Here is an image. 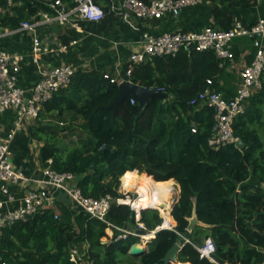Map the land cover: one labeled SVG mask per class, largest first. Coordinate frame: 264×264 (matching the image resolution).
I'll list each match as a JSON object with an SVG mask.
<instances>
[{"label":"trees","instance_id":"1","mask_svg":"<svg viewBox=\"0 0 264 264\" xmlns=\"http://www.w3.org/2000/svg\"><path fill=\"white\" fill-rule=\"evenodd\" d=\"M14 1V15L0 14V31L19 28L22 20L40 10L50 11L41 0ZM64 1L73 5V0ZM95 1L105 10L104 25L120 16L112 9L111 0ZM212 3L206 14L214 23H199L183 30L230 28L238 19L234 7L258 4L256 0ZM86 22L93 23L83 20L80 24ZM128 67L129 61L119 75L78 68L71 83L55 92L36 118L53 119L28 127L30 139L43 142L38 156L41 167L48 166L47 160L52 159L53 168L74 173L77 185L88 197H123L119 187L124 175H135L141 181L174 179L181 189L171 213L177 225L158 230L148 242L147 252L133 255L129 251L141 242L139 236L116 239V230V238L103 240L108 236V223L90 217L60 192L56 209L35 213L4 228L0 256L8 264H72L71 249L88 244L84 248L96 264H166L163 257L183 240L179 260L174 264L264 262V74L261 88L247 101L246 112L234 120V133L244 146L230 144L215 149L209 139L216 110L190 103L209 79L212 85H218V78L227 74L214 50L183 48L174 55L155 56L135 64L130 75ZM112 78L163 88L169 97L152 98L146 109L133 103L132 98H125L115 113L107 108L119 94V83ZM67 115L68 124L57 129L53 120ZM67 129L78 133V140L68 148L59 144L60 131ZM106 217L117 226L137 227L136 212L126 203L115 202ZM192 217L207 227L195 224L190 232ZM141 221L145 232L150 233L163 224L164 218L158 209L147 208L141 212ZM209 236L217 245L215 261L201 257L198 249Z\"/></svg>","mask_w":264,"mask_h":264},{"label":"built area","instance_id":"2","mask_svg":"<svg viewBox=\"0 0 264 264\" xmlns=\"http://www.w3.org/2000/svg\"><path fill=\"white\" fill-rule=\"evenodd\" d=\"M50 7V11L40 10L29 19L22 20L17 29L5 28L0 35L11 34L17 31H28L31 35V49L29 55L15 52L0 47V115L7 110L15 113L14 125L6 136H0V237L6 226L20 220H27L35 213L57 207L58 194L63 192L72 200L75 207L80 208L90 215L109 225L111 232L117 230L116 239H126L129 236H139L141 242L150 241L156 232L162 228H174L163 224L150 233H142L145 229L141 221V212L132 206L136 212V228L121 227L108 221L107 213L116 203H124L121 197L115 198L106 194L100 198L86 196L76 183V176L72 172L59 171L51 166L52 159H48V166L40 167L39 173L29 175L24 169L17 167L13 161L12 142L17 133L26 128L29 121L36 119L44 104L49 101L59 89L68 86L78 68L73 64H60L41 67L40 75L36 82L29 88L19 83L20 73L26 57L39 63L41 56L52 51L49 43L41 36V30L53 23L65 25L73 24L81 29L80 21L101 22L105 18L104 8L95 0H73V5H68L64 0H41ZM204 0H121L120 6L112 4V9L125 18L135 16L142 19L161 18L167 13L179 15L181 11L190 6L198 5ZM258 3L262 0H256ZM14 0L0 2V14L14 15ZM239 36L253 39L256 48L253 60L244 66L241 72V82L233 98H225L213 86L212 79L208 85L195 95L190 103L193 105L208 106L216 110L213 134L209 144L215 149L230 144H237L239 137L234 133V120L244 114L247 109L248 99L262 86L264 74V18L258 19L253 24H246L241 19H236L234 24L227 29L206 26L201 30L178 29L172 32L153 34L145 32L140 49L134 51L129 58L127 74L130 75L134 65L159 56L176 54L181 49L214 50L222 61L232 59L234 52L231 42ZM76 41H73L75 43ZM58 44L67 49L69 45ZM106 77L109 74H105ZM120 78H112L118 81ZM163 89V88H161ZM164 90V89H163ZM132 102L135 101L132 99ZM22 192V195H20ZM56 210L55 217L58 218ZM191 232V230H189ZM115 235V234H114ZM150 238H147L149 237ZM187 242L191 239L184 237ZM140 244V242H138ZM183 245V243H182ZM88 244L83 247L74 246L70 251L72 264H96L88 252ZM201 257L215 261L213 255L217 251L214 239L209 236L201 246H198ZM0 264H8L0 256ZM231 264V263H225ZM255 264H264L255 263Z\"/></svg>","mask_w":264,"mask_h":264},{"label":"crops","instance_id":"3","mask_svg":"<svg viewBox=\"0 0 264 264\" xmlns=\"http://www.w3.org/2000/svg\"><path fill=\"white\" fill-rule=\"evenodd\" d=\"M111 3L118 7L121 0H111ZM212 4V0H204L198 5L184 8L179 15L175 16L167 13L161 18L152 19H142L135 16L125 18L115 11L120 16L107 24L104 25L103 20L96 23L86 22L85 25H81V29L76 28L71 23L65 25L53 23L41 30V36L49 43L52 51L43 54L39 63H35L30 57H26L20 73L19 83L29 88L38 79L41 67L64 63L73 64L77 68L97 69L119 75L125 63L129 61L130 55L140 49L145 32L161 34L185 27H193L199 23H214L212 16L208 18L209 14H206ZM234 8L237 12V18L244 20L246 24L264 18V0L250 8ZM59 41L69 45V47L63 49L58 44ZM73 41L76 42L73 43ZM0 47L29 55L31 35L28 31L0 35ZM231 49L234 52V57L223 61L227 68V74L222 78H218V85H212L216 90L219 88L217 91L227 99L235 96L241 82V72L244 66L253 60L256 52L252 39L247 36L234 38L231 42ZM14 120L15 113L13 110H7L0 115V136H6L10 128L13 127ZM25 130L19 131L12 142L13 161L17 167L24 169L27 174L35 175L39 173L41 163L33 152L35 143H31V139L27 138L24 134ZM262 186L264 187V184ZM20 195H22V192H20ZM201 225L207 227L204 224ZM148 242L141 245L149 248Z\"/></svg>","mask_w":264,"mask_h":264},{"label":"water","instance_id":"4","mask_svg":"<svg viewBox=\"0 0 264 264\" xmlns=\"http://www.w3.org/2000/svg\"><path fill=\"white\" fill-rule=\"evenodd\" d=\"M155 97L160 98V99H167L169 97V93L158 87H147V86H143L138 83H135L131 80L125 79L119 83L118 97L112 104L107 106V108L113 109L115 113H117L119 103L123 101L125 98H132L134 101L140 104L142 109H146L150 100ZM244 144L245 143L243 142V140L239 138L237 145L244 146ZM105 147H109V146H105ZM132 194H133V197H132L133 199H136L137 197H139V194L136 192H132ZM178 201H179V198H177L175 202L173 203L172 211H173L175 204ZM124 203H127V202H124ZM147 208L159 209V208L150 206V207H145V208H142L140 210L138 209V210L142 212V210L147 209ZM197 223L203 224L202 222L198 221L197 218L195 217L190 218L189 230L192 231L194 225ZM140 232L144 234L146 233L145 230H140ZM182 243H183V240L176 242L173 245V247L169 249V251L166 253V255L162 259L166 264L178 262L179 252L182 249ZM147 250H148L147 246H143V245H140L139 243H136L131 247L129 253L133 255H141V254L146 253Z\"/></svg>","mask_w":264,"mask_h":264},{"label":"bare ground","instance_id":"5","mask_svg":"<svg viewBox=\"0 0 264 264\" xmlns=\"http://www.w3.org/2000/svg\"><path fill=\"white\" fill-rule=\"evenodd\" d=\"M175 185L176 182L172 178L167 181L155 182L152 179L139 181L135 175L122 176L123 190L136 192L139 194V197L136 199L128 198L127 203L132 204L139 210L150 206L159 209H163L164 207L170 209L173 203L172 197L174 196L177 189ZM125 200L126 199H124V201ZM164 224L165 226H170L172 224L171 218L169 216ZM147 238H150V236Z\"/></svg>","mask_w":264,"mask_h":264},{"label":"rangeland","instance_id":"6","mask_svg":"<svg viewBox=\"0 0 264 264\" xmlns=\"http://www.w3.org/2000/svg\"><path fill=\"white\" fill-rule=\"evenodd\" d=\"M51 117H46V116H43V117H41V118H39V119H36V120H31V121H29L28 122V124H27V126H26V130H25V132H24V134L27 136V138L29 139L30 138V135H29V132H28V127L30 126V125H32V124H34L35 126H38V125H40V124H43V123H47L48 122V120L50 119ZM51 119H53V118H51ZM53 122H55V125H56V128L57 129H59L60 127H62V126H65V124H68V122H69V117H68V115L66 116V117H62V118H57V120H53ZM62 122H65L64 124H62ZM86 135V134H85ZM59 144L61 145V146H63V147H71L77 140H78V133H76V132H73V133H71L68 129L67 130H63V131H60V133H59ZM31 143H35V145H33V148H34V150H33V152L36 154V156H37V159H39V157H38V155H39V153H40V148H41V146L43 145V142H41V141H39V140H37V139H31ZM42 144V145H39V144ZM138 178V180L139 181H141V179L139 178V177H137ZM154 181V180H153ZM157 182V181H156ZM176 182V181H175ZM175 187L177 188L176 189V191H175V194H174V196L172 197V201H173V203L175 202V200L177 199V198H179V196H180V187H179V185H178V183L176 182V185H175ZM119 191L124 195L123 197H121L122 199H124L125 197V201L127 202V199L128 198H132L133 197V194H132V192L131 191H126V190H123V188H122V177H121V184H120V187H119ZM125 193V194H124ZM128 195H130V196H128ZM133 199V198H132ZM173 203H172V205H173ZM132 205V204H131ZM133 206V205H132ZM159 210V212H160V214L162 215V216H164V218H165V222H166V220H167V217L169 216L170 218H171V213H172V206H171V208L170 209H168L167 207L165 208H163V209H158ZM173 216V215H172ZM171 222H172V226H176L177 225V222H176V220H175V222L172 220V218H171ZM170 225V226H171ZM109 229V228H108ZM107 229V232H108V236L107 237H104L103 238V240H105V241H109V240H111V239H114V238H116V236L114 235L115 233H113V232H111V230H108ZM211 234H213L212 232H211ZM113 237V238H112ZM144 243V245H145V242H140V244H143ZM172 264H174V263H172Z\"/></svg>","mask_w":264,"mask_h":264},{"label":"clouds","instance_id":"7","mask_svg":"<svg viewBox=\"0 0 264 264\" xmlns=\"http://www.w3.org/2000/svg\"><path fill=\"white\" fill-rule=\"evenodd\" d=\"M126 204H129V203H126ZM131 207H132V205L131 204H129ZM133 209V208H132ZM135 210V209H134ZM163 218H164V216H163ZM163 229V228H162ZM136 244V243H135Z\"/></svg>","mask_w":264,"mask_h":264}]
</instances>
